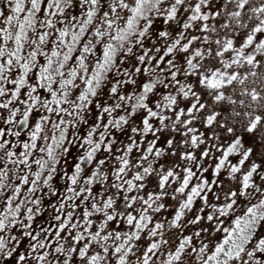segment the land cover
I'll return each mask as SVG.
<instances>
[{
	"label": "snow or ice",
	"instance_id": "6c2138e0",
	"mask_svg": "<svg viewBox=\"0 0 264 264\" xmlns=\"http://www.w3.org/2000/svg\"><path fill=\"white\" fill-rule=\"evenodd\" d=\"M0 264H264V0H0Z\"/></svg>",
	"mask_w": 264,
	"mask_h": 264
}]
</instances>
